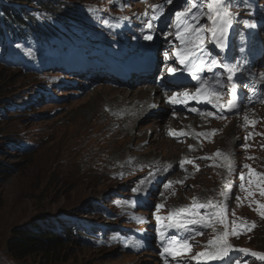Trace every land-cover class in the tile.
Here are the masks:
<instances>
[{
	"label": "rangeland",
	"instance_id": "rangeland-1",
	"mask_svg": "<svg viewBox=\"0 0 264 264\" xmlns=\"http://www.w3.org/2000/svg\"><path fill=\"white\" fill-rule=\"evenodd\" d=\"M19 1L0 0V9L14 5L21 12L32 13L43 30L46 24L44 14L55 16L61 27L69 28L78 35L91 31L83 24H110L109 19L93 15V3H88L87 0H65L66 9L69 10L67 16L72 20L68 23L57 15L53 5L45 7L37 4L36 0H28L29 4ZM41 1L57 3L59 0ZM193 2L202 4L201 11L209 14L207 5L210 0ZM144 3L148 5V0H144ZM121 19L125 17L121 16ZM28 45L30 47L23 44L12 47L8 61H0V106L8 104L13 112H19L18 115L9 117L7 114L4 116L0 110L4 117L0 122V264H46L39 257L17 261L8 250L19 236L18 231L26 228H32L37 233L45 228L58 231L54 236L63 245L58 251L59 261L53 264H159L157 255L147 253L136 256L125 250L123 245L113 243L108 229L115 226L118 227L116 233L119 235H122L123 229L139 238L173 244L187 251L206 253L208 263L214 248L230 244L234 246L229 248L233 250V254L225 264H264V217L260 215L264 208H248L243 212L246 203L256 193L251 185L254 174L264 173V112L259 115V126L248 125L250 131L244 129L247 125L233 127L238 134L246 132L251 139L252 135L258 136L260 154L255 148L251 151L258 152L260 163L258 166L252 164L249 173L240 177V182L247 185V191H244L246 186L237 188L234 197L227 203H208L207 198L203 197L214 194L209 188L214 185V179L222 183V177H194L190 181L192 188L187 187V184L177 187L176 189H181L180 199L168 202V206H165L167 201L160 197L161 187L156 191L155 198L151 195V190H132L130 185L144 179V176L133 173L129 176L133 178L126 176L119 179L125 172L113 171L103 163L107 155L108 158L114 155L128 157L134 148L136 151H143L149 145H154L150 150L151 154L164 155L159 152L158 146L166 140L149 126V122L142 123L144 118L137 121V127L140 125V129L144 128L142 143L141 137L132 140V144L125 142L124 136L118 141L114 139L117 153L108 148L110 135L104 128L109 116L106 104L110 103L113 108L121 94H125V98L131 96L129 100L137 102L138 99L151 100L163 91L141 94L140 91L137 92L140 88H137L132 92L118 93V90H110V87L101 85L104 89L93 92L92 95L86 93L80 96L78 90H74L78 88L67 87L65 80L54 72L43 70L39 58L43 54L37 51L36 45L31 41ZM113 96L116 100L110 101ZM155 106L159 107L157 104ZM110 111L112 110L109 109ZM182 112L184 111L169 112L168 132L172 130L173 118ZM104 115L107 118H103ZM194 121L195 119H190L186 124L183 123L181 131L198 134L194 124L199 125V122ZM225 134L226 130L218 132L216 141L204 143L208 154H212V160L221 158L223 151L229 155L242 150L251 152L249 145L253 140L247 141L243 148L238 147L237 150L222 148ZM187 145L192 150L194 147L203 149V144L198 140L189 141ZM168 147V152L179 156L180 149H174L178 146L170 144ZM218 151L221 152L220 155H216ZM182 160H185V154ZM113 161L109 159V162ZM227 165L232 168L230 160ZM235 170L225 168L221 189L223 193L228 192L227 183H234ZM185 188L187 191L184 194ZM146 201L147 209L138 208L134 204L140 205ZM187 201L194 205V216L188 221L184 233L180 226L166 225V218L179 207L176 204ZM158 205L161 207L157 208ZM209 212L213 213L211 217ZM241 214L245 216L239 218ZM209 217L214 221L208 223ZM42 219H45L47 226L40 224ZM193 220H203L207 226L191 223ZM86 225L100 231V235L91 230L88 231L89 234L84 233ZM66 226H72L70 232L64 229ZM185 260L186 255L182 254L172 261L184 264Z\"/></svg>",
	"mask_w": 264,
	"mask_h": 264
},
{
	"label": "bare ground",
	"instance_id": "bare-ground-1",
	"mask_svg": "<svg viewBox=\"0 0 264 264\" xmlns=\"http://www.w3.org/2000/svg\"><path fill=\"white\" fill-rule=\"evenodd\" d=\"M162 62V61H161ZM157 62V63H161ZM166 70V69H165ZM108 87V86H107ZM104 89V87H97L93 92H97ZM160 90V86H158ZM143 88L140 87L137 92L142 91ZM91 92V93H93ZM89 93V95H92ZM147 93L143 91L141 94ZM129 95V94H127ZM125 94H121L119 100L116 102V105L112 108L110 103L106 104L107 112L109 113L107 124H104L105 131L110 135L108 140V148L112 149L113 152H116L117 149L114 148L115 142L114 139L118 141V139H122L125 137V142L127 141L129 144H132V140L138 139L141 137V143L143 141V137L141 134L143 133V129H140V125L137 127V121L142 117L144 122H149V126L158 131L160 136L165 139L166 141L161 143V146L158 148L160 149L159 152H162L163 156H158L154 153L151 154L150 150L154 145H149L143 151H136V148L131 151L129 156H113L112 158H104L103 163L111 170L116 172H125V175L131 176L133 173L141 174L144 176V179H140L134 184L130 185L132 190L137 188L141 189H149L152 191V194L155 198L156 191L161 187V195L163 201L172 202L176 199H180V191L181 189L177 187L185 186L192 188L191 180L194 177L201 178V177H222V183L218 182L214 179V185L210 186V190L214 193L211 194L207 198L206 201H218L227 203L230 199L234 197V192L237 188H243L246 186L244 191H247V185L240 182V177L245 176L241 175V167L244 166L245 162L249 165V167L253 165H259L260 159L257 156L258 152V143H257V136H253V139L249 135L243 132L238 134L235 131L237 127L236 123L230 121L227 117H225L221 112H216L210 110L208 108V104L206 102L207 95L202 93L201 96L204 100L203 105L199 110H196L192 115L186 116H178L177 118L173 119L172 127L178 130L179 133H183L182 135H177L175 138L170 136L167 131L168 123H169V116L167 115L168 111L177 110V105L174 104L172 101L166 100L161 95H157L153 98L154 102H131L129 97L125 98ZM110 101H115L116 97H111ZM142 98V97H141ZM162 105V109H157L155 104ZM190 104V101H183V109H185V105ZM165 105V106H164ZM109 109L114 111H110ZM159 112V113H158ZM148 114V115H146ZM146 115V116H145ZM103 118H107L106 115ZM191 118L195 119L194 125L197 126L193 127L196 128V132L198 134L192 135L187 130L181 131V127L186 124ZM223 118V119H221ZM172 122V121H171ZM141 123V124H142ZM184 126V125H183ZM248 126V125H247ZM171 127V128H172ZM190 126H188L189 128ZM223 127V128H222ZM170 128V129H171ZM221 128V129H218ZM140 129V131H139ZM260 129V128H259ZM136 130V131H135ZM226 130L225 138L222 143V148L231 150L236 149L238 147L243 148L245 143L249 140L251 141L249 147L250 151L252 149H256L255 152H245L244 150L237 152L234 154H225L223 151V155L221 158L212 160V154H208V149L204 146V143H210L207 140L208 133L211 134V138L213 141H216L217 133ZM248 131V130H247ZM106 133V134H107ZM216 135V136H215ZM198 140L203 144V149L192 150L189 148L187 143L189 141ZM211 140V141H212ZM197 143V142H195ZM106 144V143H104ZM174 144L176 148L180 149L179 156L177 153L171 154L168 152L169 147L168 145ZM172 146V145H171ZM138 148V145L136 146ZM248 147V148H249ZM120 149V148H119ZM117 153V152H116ZM186 154V160L190 161V163L185 162L183 167H181V155ZM120 155V154H119ZM207 157V159H205ZM230 159L234 163L235 173H234V183L228 184V192L223 193L221 189L223 188V177H224V170L228 168L226 164V159ZM109 159H113V162H109ZM91 167V166H90ZM124 176V175H123ZM121 176L120 178H122ZM190 176V177H188ZM264 173L258 172L254 174V178L251 180V185L254 186L256 189L255 196L246 203L244 207V211L246 212L248 208H256L264 205V195L261 194V190L264 189ZM107 179V178H106ZM212 180V179H211ZM171 182V183H169ZM197 182V181H196ZM200 182V181H199ZM200 184V183H198ZM165 185H169L165 187ZM211 185V184H210ZM199 186V185H198ZM207 186V185H206ZM201 187V186H200ZM187 189L185 188L184 194L186 193ZM196 191V190H195ZM141 192V191H140ZM150 192V191H149ZM207 192V191H206ZM143 193V192H142ZM145 195V194H144ZM176 195V197H175ZM221 199V201H220ZM208 204V203H207ZM245 215H239V218L244 217ZM42 225H46L45 219H42ZM236 221H240L238 218H235ZM200 254L198 251H193L190 256V259L193 263H203L205 256H199Z\"/></svg>",
	"mask_w": 264,
	"mask_h": 264
},
{
	"label": "trees",
	"instance_id": "trees-1",
	"mask_svg": "<svg viewBox=\"0 0 264 264\" xmlns=\"http://www.w3.org/2000/svg\"><path fill=\"white\" fill-rule=\"evenodd\" d=\"M36 1L39 3L40 0ZM19 2L29 4L30 1L20 0ZM48 5L52 4L48 3ZM65 7V0H59L54 8L61 11ZM39 30L40 26L34 14L21 12L13 5L0 9V61H4L10 55L11 48L15 45L29 41L41 43L42 35L39 38L36 36ZM4 112L9 117L13 115V111L7 106H4ZM3 119L4 117H0V122ZM18 232L20 233L15 238V243H12L8 248L17 261H23L31 257H39L46 264L59 261L58 256L60 253L58 251L62 248L63 242L54 235L48 232L37 233L32 228L22 229Z\"/></svg>",
	"mask_w": 264,
	"mask_h": 264
},
{
	"label": "snow or ice",
	"instance_id": "snow-or-ice-1",
	"mask_svg": "<svg viewBox=\"0 0 264 264\" xmlns=\"http://www.w3.org/2000/svg\"><path fill=\"white\" fill-rule=\"evenodd\" d=\"M226 4H228V0H210V2L208 3V5H207V7H208V10H209V15H208V19H210V20H212L213 21V23L215 24V17L212 15V12L213 11H219L220 9H222V8H225V5ZM196 5L195 4H192L190 7H195ZM229 6H230V4H229ZM157 7H159V6H157ZM189 11V9H185L183 12H177L176 13V17H177V19H179L180 17H182V16H184V15H186L187 14V12ZM149 27H150V25H149ZM188 29H186V31H187ZM215 31V29H213V32ZM146 39H152V37L151 36H146L145 37ZM178 39H182V37H177ZM181 63H183L184 62V60H183V58L181 59V61H180ZM202 63H203V61H201ZM213 63H216V61H213ZM229 71L231 72V71H233L232 69H229ZM229 78H231V77H229ZM231 101L229 102V106H231ZM193 111H195V109H193ZM183 133H179L178 135H182ZM216 155H220V152L218 151L217 153H216ZM205 159H207V157H205ZM185 162H188V163H190V161H182L181 162V167H183V164L185 163ZM245 167H249L248 165H245ZM241 178H243V177H241ZM169 183H171V182H169ZM169 185H165V187H168ZM261 194L262 195H264V189H262L261 190ZM251 195V194H250ZM210 203V202H209ZM159 207H161L160 205H158L157 206V208H159ZM200 207H204V205H200ZM261 208H264V205H261L260 206ZM181 212H185V211H187L186 209H181L180 210ZM260 215L262 216V217H264V211H262L261 213H260ZM197 221H195V220H193V221H191V223H196ZM179 226H181V227H183V224H181V225H179ZM207 226V225H206ZM253 227H254V224H253ZM226 235V234H225ZM209 243L211 244L212 243V241H209ZM185 246H187V241H185ZM230 248V245H224V247H223V249H222V251L219 253V254H215V257L214 258H217V259H222L223 258V256L224 255H226L227 254V250ZM166 251H167V249H166ZM199 256H205L206 255V253H200V254H198ZM253 255H256L255 253H253ZM262 258H264V257H262Z\"/></svg>",
	"mask_w": 264,
	"mask_h": 264
}]
</instances>
